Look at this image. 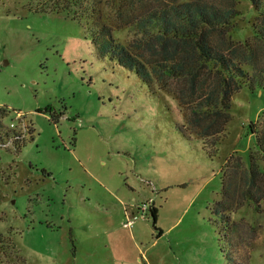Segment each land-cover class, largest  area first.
<instances>
[{"label":"rangeland","instance_id":"374dc122","mask_svg":"<svg viewBox=\"0 0 264 264\" xmlns=\"http://www.w3.org/2000/svg\"><path fill=\"white\" fill-rule=\"evenodd\" d=\"M183 2L240 13L230 37L255 47L264 86L249 0H0V139L26 126L0 142V264H264V89L194 124L214 74L149 85L95 44L105 28L154 71L166 58L140 22Z\"/></svg>","mask_w":264,"mask_h":264},{"label":"trees","instance_id":"16d2710c","mask_svg":"<svg viewBox=\"0 0 264 264\" xmlns=\"http://www.w3.org/2000/svg\"><path fill=\"white\" fill-rule=\"evenodd\" d=\"M251 9L255 13V19L250 27L256 45L264 48V0H249ZM239 12L228 9H218L214 6L199 2H183L178 6L162 9L158 14H151L140 22L141 40L151 49H156L166 58L165 63L158 64L154 71H150L142 58L133 52L128 46L114 38L112 34L103 28V34L95 41L100 56L118 63L121 67L133 71L142 81L151 84L154 76L175 77L187 79L189 88L193 89L201 74L206 68L209 73L215 75L213 88L206 96L203 104L192 110L194 117L192 122L199 124L200 117L229 116L230 97L242 88L254 93V87L258 91L264 89L260 84L256 68V50L248 42H236L231 40V32L235 29V18ZM98 38V36H97ZM169 62V64H167ZM217 106L224 109L214 110ZM206 107L213 109L206 110ZM9 109L0 106V119L7 115ZM254 122L249 125L250 132ZM212 122L206 124L207 132ZM2 127V123L0 122ZM33 130V129H32ZM9 130L3 136H8ZM30 132V131H29ZM259 146V152L264 154V136H254ZM0 141H2L0 139ZM256 165L250 166L243 177L250 182L248 186L255 184L258 174ZM230 176L228 187L233 192L236 179ZM232 184V185H231ZM155 219L156 209L152 211Z\"/></svg>","mask_w":264,"mask_h":264},{"label":"built area","instance_id":"2783aa9c","mask_svg":"<svg viewBox=\"0 0 264 264\" xmlns=\"http://www.w3.org/2000/svg\"><path fill=\"white\" fill-rule=\"evenodd\" d=\"M20 114H17V117H19ZM20 123V122H19ZM23 127L20 129L19 125H16L14 122H12L10 124V130L12 131L11 133L8 134V136H3L1 139V145L7 146L10 143L14 144V140L19 138L20 136H22L25 132H26V126L24 125V123L22 124ZM26 135V134H25ZM150 209V204L149 201H143L139 204L136 205V209L134 211L137 212V216L138 217H143L144 214L149 211ZM136 214H129L128 218L125 222H123V226L126 227H131L134 222H135V216ZM127 216V215H126Z\"/></svg>","mask_w":264,"mask_h":264}]
</instances>
